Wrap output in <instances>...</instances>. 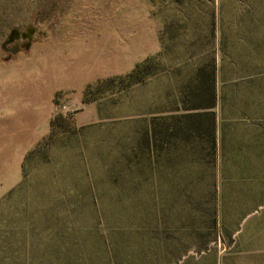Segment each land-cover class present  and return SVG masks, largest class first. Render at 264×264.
Masks as SVG:
<instances>
[{
    "label": "rangeland",
    "instance_id": "1",
    "mask_svg": "<svg viewBox=\"0 0 264 264\" xmlns=\"http://www.w3.org/2000/svg\"><path fill=\"white\" fill-rule=\"evenodd\" d=\"M13 28L33 30L17 52L2 48ZM210 60L229 82L217 80L206 166L163 154L122 165L135 132ZM245 71H264V0H0V264H44L51 215L80 198L92 230L61 231L94 264H264V75L234 86ZM202 171L213 195L181 194ZM118 207L121 234L109 228Z\"/></svg>",
    "mask_w": 264,
    "mask_h": 264
},
{
    "label": "trees",
    "instance_id": "2",
    "mask_svg": "<svg viewBox=\"0 0 264 264\" xmlns=\"http://www.w3.org/2000/svg\"><path fill=\"white\" fill-rule=\"evenodd\" d=\"M144 64H138L127 77L131 83H139L142 79ZM223 73L216 67V62L210 60L199 63L186 76L185 81L178 86L174 103L165 106L153 114L134 134L132 144L121 150L120 155L124 160L122 165L132 157L138 166L152 167L153 157L159 162L160 155L168 157L170 163L173 159L180 165H193L196 170L206 166V152L214 156L217 148V114L216 107L223 101L222 94L217 88L218 78H222V84L229 82L222 77ZM257 75L263 72L245 71L244 75L234 78V86L250 85ZM62 117H54L50 120L52 129L61 128ZM132 161V160H131ZM173 165V164H172ZM124 169V168H123ZM121 172L124 174V170ZM203 172V171H202ZM205 172V171H204ZM195 175V181L191 188L180 190L181 194L196 196L197 200L211 196L215 192L216 184H207L201 176ZM190 198V197H189ZM118 201L115 202L117 207ZM71 210L66 216L51 215L49 224V246L45 253L44 264H94L90 253L86 251L79 238H75L70 245V238L63 229L75 228L80 234L90 232L96 220L95 216H89L86 220L85 212L92 205L82 198L73 201ZM118 207L109 228L113 233H123L128 228L123 213ZM7 258L10 255L6 256ZM105 261L108 262L106 259Z\"/></svg>",
    "mask_w": 264,
    "mask_h": 264
},
{
    "label": "water",
    "instance_id": "3",
    "mask_svg": "<svg viewBox=\"0 0 264 264\" xmlns=\"http://www.w3.org/2000/svg\"><path fill=\"white\" fill-rule=\"evenodd\" d=\"M33 33L32 29H29L27 32L19 33L17 29L13 28L9 31V33L6 35L3 43H2V48L5 49V46L8 44L13 43L14 41L18 39H27L28 41L30 40V37ZM29 42H26L22 45V47H27ZM17 47L13 48L11 52H17Z\"/></svg>",
    "mask_w": 264,
    "mask_h": 264
},
{
    "label": "flooded vegetation",
    "instance_id": "4",
    "mask_svg": "<svg viewBox=\"0 0 264 264\" xmlns=\"http://www.w3.org/2000/svg\"><path fill=\"white\" fill-rule=\"evenodd\" d=\"M13 44H14V46H12V48H10V51H11L13 48H16V47H17L18 50H19L20 48H22V46H21L22 43H20L19 45H16V44H15V41H14ZM10 46H11V45H10ZM18 50H17V51H18Z\"/></svg>",
    "mask_w": 264,
    "mask_h": 264
},
{
    "label": "crops",
    "instance_id": "5",
    "mask_svg": "<svg viewBox=\"0 0 264 264\" xmlns=\"http://www.w3.org/2000/svg\"><path fill=\"white\" fill-rule=\"evenodd\" d=\"M219 108V107H218Z\"/></svg>",
    "mask_w": 264,
    "mask_h": 264
}]
</instances>
